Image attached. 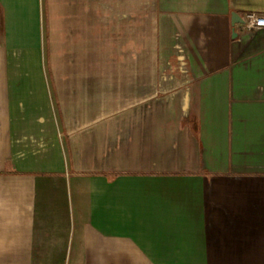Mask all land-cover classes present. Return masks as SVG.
<instances>
[{"label": "crops", "instance_id": "1", "mask_svg": "<svg viewBox=\"0 0 264 264\" xmlns=\"http://www.w3.org/2000/svg\"><path fill=\"white\" fill-rule=\"evenodd\" d=\"M262 12L0 0V264H264Z\"/></svg>", "mask_w": 264, "mask_h": 264}, {"label": "built area", "instance_id": "2", "mask_svg": "<svg viewBox=\"0 0 264 264\" xmlns=\"http://www.w3.org/2000/svg\"><path fill=\"white\" fill-rule=\"evenodd\" d=\"M238 31L253 34L264 29V13H247L243 22L239 24Z\"/></svg>", "mask_w": 264, "mask_h": 264}, {"label": "rangeland", "instance_id": "3", "mask_svg": "<svg viewBox=\"0 0 264 264\" xmlns=\"http://www.w3.org/2000/svg\"><path fill=\"white\" fill-rule=\"evenodd\" d=\"M45 6V5H44ZM43 23L45 24V22L43 21ZM57 70V75L59 76L60 75V69H56ZM60 79V78H59ZM59 86H60V84H59ZM57 100H56V98L54 99V102H55V106H58L57 104V102H56Z\"/></svg>", "mask_w": 264, "mask_h": 264}]
</instances>
